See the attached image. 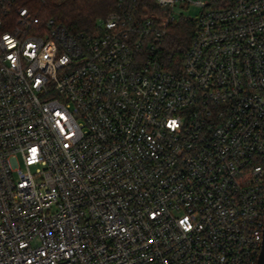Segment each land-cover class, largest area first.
Segmentation results:
<instances>
[{
	"label": "built area",
	"instance_id": "built-area-1",
	"mask_svg": "<svg viewBox=\"0 0 264 264\" xmlns=\"http://www.w3.org/2000/svg\"><path fill=\"white\" fill-rule=\"evenodd\" d=\"M47 1L0 0V264H258L264 0H120L75 34Z\"/></svg>",
	"mask_w": 264,
	"mask_h": 264
},
{
	"label": "trees",
	"instance_id": "trees-1",
	"mask_svg": "<svg viewBox=\"0 0 264 264\" xmlns=\"http://www.w3.org/2000/svg\"><path fill=\"white\" fill-rule=\"evenodd\" d=\"M120 0H48L44 5V17H54L72 33H90L98 19L117 9ZM142 17H154L161 13L154 0H124ZM196 22L181 18L168 26L159 47V60L168 69L182 62L195 34Z\"/></svg>",
	"mask_w": 264,
	"mask_h": 264
},
{
	"label": "rangeland",
	"instance_id": "rangeland-1",
	"mask_svg": "<svg viewBox=\"0 0 264 264\" xmlns=\"http://www.w3.org/2000/svg\"><path fill=\"white\" fill-rule=\"evenodd\" d=\"M202 10L203 9L196 4H191L190 6L177 5L175 8V13L182 14V16H179V18L181 17V18H189L195 20L200 16Z\"/></svg>",
	"mask_w": 264,
	"mask_h": 264
},
{
	"label": "water",
	"instance_id": "water-1",
	"mask_svg": "<svg viewBox=\"0 0 264 264\" xmlns=\"http://www.w3.org/2000/svg\"><path fill=\"white\" fill-rule=\"evenodd\" d=\"M258 264H264V239H263V246H262V251L259 256Z\"/></svg>",
	"mask_w": 264,
	"mask_h": 264
}]
</instances>
